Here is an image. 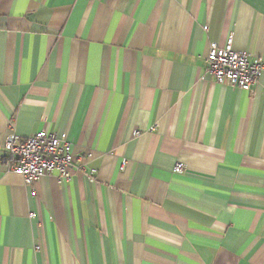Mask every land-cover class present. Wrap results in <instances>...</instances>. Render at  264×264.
Returning <instances> with one entry per match:
<instances>
[{"label":"crops","instance_id":"0c3cea01","mask_svg":"<svg viewBox=\"0 0 264 264\" xmlns=\"http://www.w3.org/2000/svg\"><path fill=\"white\" fill-rule=\"evenodd\" d=\"M41 130L69 180L1 162ZM0 264H264V0H0Z\"/></svg>","mask_w":264,"mask_h":264},{"label":"built area","instance_id":"2783aa9c","mask_svg":"<svg viewBox=\"0 0 264 264\" xmlns=\"http://www.w3.org/2000/svg\"><path fill=\"white\" fill-rule=\"evenodd\" d=\"M205 60L207 71L216 83H227L243 91H250L263 70L261 59L249 60L246 53L233 49L230 39L221 47L210 43ZM3 147L6 154L1 162L8 170L21 176L27 185H33L52 172L65 180L71 178V146L52 132L41 130L24 138L10 133ZM183 170V165L177 163L172 172L181 173Z\"/></svg>","mask_w":264,"mask_h":264}]
</instances>
